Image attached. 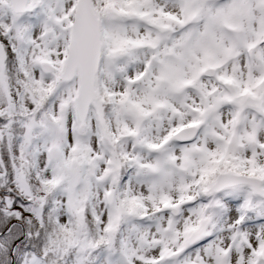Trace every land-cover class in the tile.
<instances>
[{
    "label": "snow or ice",
    "instance_id": "1",
    "mask_svg": "<svg viewBox=\"0 0 264 264\" xmlns=\"http://www.w3.org/2000/svg\"><path fill=\"white\" fill-rule=\"evenodd\" d=\"M0 264H264V0H0Z\"/></svg>",
    "mask_w": 264,
    "mask_h": 264
}]
</instances>
